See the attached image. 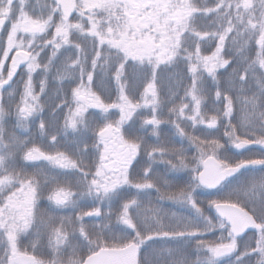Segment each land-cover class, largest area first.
I'll return each instance as SVG.
<instances>
[{
	"label": "snow or ice",
	"instance_id": "snow-or-ice-1",
	"mask_svg": "<svg viewBox=\"0 0 264 264\" xmlns=\"http://www.w3.org/2000/svg\"><path fill=\"white\" fill-rule=\"evenodd\" d=\"M180 64L187 84L168 87L161 74ZM168 124L180 147L161 141ZM49 136L55 154L34 146ZM35 161L48 172L28 173ZM52 186L53 213L100 206L41 213ZM44 242L49 261L20 251ZM0 253V264H264V0H0Z\"/></svg>",
	"mask_w": 264,
	"mask_h": 264
},
{
	"label": "trees",
	"instance_id": "trees-1",
	"mask_svg": "<svg viewBox=\"0 0 264 264\" xmlns=\"http://www.w3.org/2000/svg\"><path fill=\"white\" fill-rule=\"evenodd\" d=\"M203 54L204 55H208L209 53L208 52H203ZM253 55H254V53H253ZM184 68H185V66L183 64H180V66L178 68H175V69H173L171 71H168V72H165V73L161 74L162 75V79L164 80V83L168 87H172V86L176 85L179 80H182L184 84H187V78H186L185 73H184ZM220 79H221V82L224 83L226 81V74L224 76H221ZM148 82L149 81H144L143 82V86L139 87V93L140 94L143 93L144 88L147 87V83ZM206 84H208L210 86L211 85V81L210 80H206ZM109 87H110L109 88V94L111 95V100L114 101L116 99V92H115L114 82L112 84H110ZM93 88H94V90L99 92L98 89H95V87H93ZM157 88L158 89L160 88V84L159 83L157 84ZM99 94L101 95L102 99H105L106 103L111 102V101H109L107 99L105 94H103V93H99ZM159 95H160V98L163 101H165V102H167V100L169 99V97L166 96L164 94V92H160ZM180 96L183 97V92H180ZM136 99L137 100L140 99V95H137ZM177 103H179V101H177ZM171 107H172V105L169 104L168 107L164 109V114L161 116V119L168 120L167 111H168V108H171ZM95 112H96L97 115H101V116L103 115L102 113H99L98 111H95ZM208 114L211 115L212 113H208ZM142 115H143V117L147 118L148 115H149L148 110L147 109L143 110ZM110 119L111 120H118L119 116H118V114L115 111H112L110 113ZM173 119H175V118L173 117ZM234 123H235V121H234ZM9 124H8V126H9ZM181 126L184 127L185 130L189 132V134H194V135L201 136L202 139L204 138V136H203V134L201 132L193 133L192 130L187 125L182 124ZM162 129H163L162 134H161V141L162 142L164 140H170L175 147H180L181 146V143H179V141H181V137L175 135V129L172 128L171 124L162 125ZM148 131L150 133L151 129L149 128ZM210 138H214V137H210ZM156 142H157L156 137H151L149 143L155 144ZM51 144H52V142H51ZM185 146H186V142H185ZM59 151L63 152V151H65V149L60 148ZM256 151H258V149ZM188 155L189 156L195 155V152H190V153H188ZM93 159H95V157H93ZM160 171H163V166H161ZM255 174L258 175L259 173L256 172ZM177 175L183 177L184 179H187L186 174L183 173V172L177 173ZM154 195L155 194L153 193V196ZM96 206H100V205H96V204L92 203V205L89 208H86L84 211H91L92 208H94ZM150 206L151 205H149V207ZM101 207H102V211H107L106 207H103V206H101ZM165 207L167 209L168 206L166 205ZM64 210H65V208L62 211H64ZM172 210L175 211V209H172ZM209 214H214V211H213V213H209ZM88 222H92V223H95L97 225L101 223V221H99L98 219L97 220L88 221ZM220 235H221V233L219 232V230H215L214 232H210L209 234H207L206 236L202 237L201 239L206 240V241H216V240H218V237ZM225 242H227V241H225ZM194 244H195V241L193 242V245ZM189 250H192V249L189 248ZM191 253H192V251H190V254ZM192 258H195V256L193 255Z\"/></svg>",
	"mask_w": 264,
	"mask_h": 264
},
{
	"label": "rangeland",
	"instance_id": "rangeland-1",
	"mask_svg": "<svg viewBox=\"0 0 264 264\" xmlns=\"http://www.w3.org/2000/svg\"><path fill=\"white\" fill-rule=\"evenodd\" d=\"M33 2H35V0H33ZM44 2H45V0H40V3H44ZM47 2L48 3H51V0H47ZM73 21H75V17H74ZM49 52H50V49H49ZM11 55H13V53ZM8 62H9L8 65H10V61H8ZM22 72H20V73H22ZM17 79H19V76H17ZM35 79H37V78L34 76V80ZM93 87H95V85H93ZM41 102L43 103L44 101L42 100ZM56 102H57V98L56 97H52L51 100H50V103L52 105H54ZM45 123H47V120H45ZM37 124H38V122H37ZM35 127L36 126L30 125L31 133H32V136L34 138L36 137V132H37V127L36 128ZM6 128H8V130H10V131L12 130V127H9L7 125H6ZM16 134L18 136H21L23 138L24 137V129L17 130V133ZM31 146L32 145H30V147ZM34 146H40L42 148L49 149V150H53L54 152H56V149H54V148L51 147V142L49 141V137L47 139L36 138L35 139V145ZM44 152H46V151H44ZM26 163H29V162H26ZM30 164H32V163H30ZM31 168L33 170H36V167H31ZM39 170H43L45 173H47L48 172V166L47 165H44ZM30 174H34V173H30ZM50 174L54 175L55 173H50ZM37 179H39V177H37ZM55 189H56V187H53L52 190H51V192L48 193L47 195H45L44 198H43V200L41 201V203L43 205L42 209L40 210L41 213H47L48 215H58V216H61V217H71L74 214L78 215L80 210H83L84 211L88 206L91 205V201H83L80 204V208L77 209L75 213L73 212V209H72L71 206L65 207L66 209L64 211H61V210L64 209V208H61L57 212L53 213L51 211V209L49 208V202H48V199L47 198H48L49 195H52V193L55 191ZM73 191H75V189H73ZM47 192L48 191L46 190L44 193H47ZM88 223H92V222H88ZM73 243L74 244H77L79 242L78 241H73ZM20 251L21 252L27 251L29 255H34L37 258L43 259L45 261L51 260L53 258V256L55 255V253H52L51 255L49 254L51 252V248L47 245L46 242H44V244L40 246L39 251L33 252L31 249L28 248L27 243H25L21 247ZM188 251L190 253V251H192V250H189L188 249ZM81 255H83V253H81ZM0 258H2V253H0Z\"/></svg>",
	"mask_w": 264,
	"mask_h": 264
},
{
	"label": "water",
	"instance_id": "water-1",
	"mask_svg": "<svg viewBox=\"0 0 264 264\" xmlns=\"http://www.w3.org/2000/svg\"><path fill=\"white\" fill-rule=\"evenodd\" d=\"M22 67V66H21Z\"/></svg>",
	"mask_w": 264,
	"mask_h": 264
}]
</instances>
